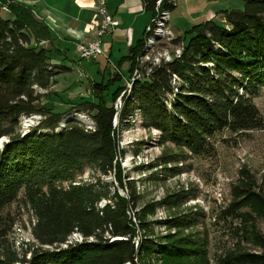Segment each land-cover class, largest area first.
I'll use <instances>...</instances> for the list:
<instances>
[{
	"label": "trees",
	"instance_id": "obj_1",
	"mask_svg": "<svg viewBox=\"0 0 264 264\" xmlns=\"http://www.w3.org/2000/svg\"><path fill=\"white\" fill-rule=\"evenodd\" d=\"M240 1L243 9L220 11V22L209 19L183 32L187 43L182 56L134 81L119 110L106 105L104 94L121 81L120 75L114 73L105 84L93 81L98 102L86 99L77 105L91 114L92 129L74 118L62 126V113L37 106L44 97L39 92L67 68L54 63L51 50L42 45L51 43L52 33L31 7L0 0V138L7 137L0 148V264H151L150 257L161 264L189 258L194 264H210L205 240L171 232L193 227V217L146 218L176 199L136 207L133 179L125 186L121 178L115 131L138 111L141 123L160 131L161 143L171 142L198 157L212 153L211 138L225 129H263L252 98L264 90V0ZM141 2L154 16L158 0ZM175 5L164 0L159 10L170 13ZM144 44L139 39L124 57L128 76ZM173 77L178 79L174 87ZM124 90L116 88L111 98ZM32 115L42 118L23 135L19 118ZM165 161L159 169L170 172ZM87 171L91 176L82 178ZM111 175L127 197L118 193ZM238 177L221 217L236 221L233 232L239 241L258 249L248 252L238 246L219 254L215 264H264V234L256 226L257 220L264 223V194L248 172L241 170ZM20 194L32 216L30 233L36 244L23 243L17 251L10 239L14 222L6 209ZM160 227L168 232L155 233ZM74 234L81 239L69 242Z\"/></svg>",
	"mask_w": 264,
	"mask_h": 264
},
{
	"label": "rangeland",
	"instance_id": "obj_2",
	"mask_svg": "<svg viewBox=\"0 0 264 264\" xmlns=\"http://www.w3.org/2000/svg\"><path fill=\"white\" fill-rule=\"evenodd\" d=\"M4 1L11 2L12 0ZM216 4L218 6L217 11L220 9H243V3L240 0H216ZM4 10L1 11V14L8 17V13ZM186 12L185 8L179 7L177 12L172 13L173 15L169 14L168 26L180 28L185 21L184 19L188 18ZM219 19L221 20L222 17ZM219 19L215 20L220 22ZM172 31L177 36L174 29ZM179 39L177 42L166 40L163 43L156 44L148 53L149 57L153 59L156 54L166 49L172 51L176 44V47H182V56L187 41L183 40V36H179ZM144 45L142 49H144ZM47 46L48 50L52 49L48 44ZM62 64L69 67L70 70L66 69L65 73H59L47 90L39 92L44 94V97L37 106L45 104L54 113H62L60 123L62 126L65 125L66 121L74 118L84 124L86 128L93 129L91 114L77 107V105L86 99L98 102L91 91L92 82L103 81L104 84L108 80V82H111L110 78L113 73L104 75L97 72L93 65L85 61L78 64V61L68 62L64 60ZM127 73L128 71L125 70L123 76H120L121 81L114 82L113 87L104 94L107 106L113 105L114 108L120 109L123 100L121 97L129 92L126 89L129 78ZM119 87H123L125 90L118 97L112 99L113 91ZM252 101L264 120V90H261L258 96H254ZM139 114L136 111L133 117L129 118V122L125 127L117 128L115 131V136L119 140L117 160L121 168V178L125 186L127 180L133 179L135 191L139 195L136 207L140 208L148 202H159L162 198L176 199L173 205L161 206L154 211L153 215L148 214L146 218L157 220L162 218L165 220L175 215H190L193 217L196 220L193 227H188L186 230H172L171 232L178 235V237H188L191 234L190 236L193 239L205 240L207 256L211 260L210 264L216 263L219 254H223L230 249L235 250L238 246L239 249H245L248 252L257 251L258 248L256 249L251 243L239 241V237L233 232L236 221H232L230 218L223 220L221 212L228 206L231 199V187L237 183L241 170L255 177L264 194V127L261 130L253 129L252 131H239L238 133L225 129L211 138L213 145L211 154L196 157L185 149H178L171 142L161 143V139H159L160 131L141 123ZM40 118L42 117L38 115L19 118V130L23 131V135L30 134L32 127L37 125ZM6 141V136L0 138V148L3 147ZM176 156H179V159H175L178 158ZM164 161L166 164L163 166L172 168L170 172L159 169ZM153 163H155L154 168L151 170L149 165ZM155 166L157 167L155 168ZM156 169L157 171H155ZM90 176L91 173L87 171L82 178L88 179ZM108 179L115 182L113 175ZM114 185L120 195L123 197L128 196L125 188L121 189L117 182ZM176 196L178 197L176 198ZM21 197L22 194L18 197L20 200L6 209V212L11 214L10 216L14 222L10 239L13 241L14 247L18 248L17 251H20L23 243L36 244L30 233L33 224L32 216ZM182 201L184 202L180 203ZM129 212L132 218L133 212L131 210ZM133 221H135L134 218ZM256 226L264 234V223L257 220ZM154 231L163 234L168 232L164 227L154 229ZM70 239L69 242H76L81 237L74 234ZM148 259L151 264H161L159 259L151 257ZM166 262L167 264L195 263L192 258Z\"/></svg>",
	"mask_w": 264,
	"mask_h": 264
},
{
	"label": "crops",
	"instance_id": "obj_3",
	"mask_svg": "<svg viewBox=\"0 0 264 264\" xmlns=\"http://www.w3.org/2000/svg\"><path fill=\"white\" fill-rule=\"evenodd\" d=\"M13 1V0H12ZM26 7H31L33 14L43 20L50 32L51 43L42 42L52 47L50 58L54 63L88 62L97 69V72L105 74L117 73L123 76L125 70H129V62L125 56L131 47L135 46L139 39H143L145 27L148 25L152 15L144 11L141 0H15ZM174 10L179 7L185 8L188 16L180 28L171 27L177 36L192 28L194 24L214 20L222 17L216 0H176ZM105 4L108 14L115 17L118 27L113 28L110 33L102 36L104 54L107 58L98 56L96 60H81L76 53L79 44L89 43L95 39L96 29L100 19L97 7ZM220 7V6H219ZM225 11V10H224ZM220 14V15H219ZM220 20V19H219ZM189 26V28H187ZM70 70L69 67L65 66ZM129 73V71H128ZM127 73V75H128ZM103 75V76H104Z\"/></svg>",
	"mask_w": 264,
	"mask_h": 264
},
{
	"label": "built area",
	"instance_id": "obj_4",
	"mask_svg": "<svg viewBox=\"0 0 264 264\" xmlns=\"http://www.w3.org/2000/svg\"><path fill=\"white\" fill-rule=\"evenodd\" d=\"M172 3H177L176 0H167ZM164 0H158L155 5V15L151 17L148 25L145 27L143 42L145 43L144 49H142L139 54V58L136 60V66L133 69V73L130 74L128 81L126 83V89L129 91L132 83L136 80H140L141 78L148 77L151 73H153V69L155 66L163 65L169 61H173L179 59L181 57L182 47H176L172 51L166 49L161 53H158L153 57H149L148 53L150 50L156 45L169 40L170 42L179 41V36H175L173 33V29L168 26L169 22V11L161 12L159 10L160 4L163 3ZM97 12L99 13L100 19L97 26V33L95 39L92 42H87L83 44H79L76 47V53L78 54L79 59L84 60L88 59L89 61L96 60L98 56H103L105 58L103 45L101 44L102 36L111 32V30L118 27V21L115 20L111 14H108L105 8V4H100L97 7ZM154 67V68H153ZM178 79L173 77L172 83L173 87L178 85ZM126 90V91H127ZM173 92H177V89H173ZM171 97V96H169ZM120 101V100H119Z\"/></svg>",
	"mask_w": 264,
	"mask_h": 264
},
{
	"label": "water",
	"instance_id": "obj_5",
	"mask_svg": "<svg viewBox=\"0 0 264 264\" xmlns=\"http://www.w3.org/2000/svg\"><path fill=\"white\" fill-rule=\"evenodd\" d=\"M115 122H116V117L114 118V124H115Z\"/></svg>",
	"mask_w": 264,
	"mask_h": 264
}]
</instances>
